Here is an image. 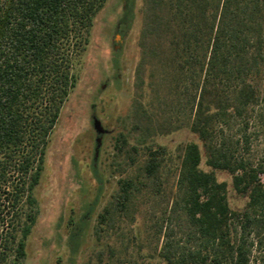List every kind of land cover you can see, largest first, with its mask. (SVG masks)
<instances>
[{
	"label": "trees",
	"instance_id": "16d2710c",
	"mask_svg": "<svg viewBox=\"0 0 264 264\" xmlns=\"http://www.w3.org/2000/svg\"><path fill=\"white\" fill-rule=\"evenodd\" d=\"M105 1L0 0V264L26 254L35 215L25 206L35 204L50 134L76 85L74 64ZM138 48L136 144L186 125L201 146L185 143L170 196L165 148L147 146L141 171L117 180L98 222L128 215L146 187L161 210L151 225L163 237L155 264H264V159L251 155L252 137L264 135V0H143ZM116 141L128 145L123 133ZM215 170L245 197L241 209L231 208ZM99 264L113 263L99 256Z\"/></svg>",
	"mask_w": 264,
	"mask_h": 264
},
{
	"label": "rangeland",
	"instance_id": "374dc122",
	"mask_svg": "<svg viewBox=\"0 0 264 264\" xmlns=\"http://www.w3.org/2000/svg\"><path fill=\"white\" fill-rule=\"evenodd\" d=\"M142 6L143 0H106L93 19L88 43L74 64L76 85L49 137L41 177L33 190L35 204L32 209L25 206L24 213L34 214L35 221L20 264H99V256L113 264L157 261L163 237L158 240L151 225L159 219L161 210L151 205L148 188H143L128 215L113 212L109 219L98 222V214L118 186L117 180L141 171L147 146L165 148L161 179L167 196L175 189V173L185 143L196 141L201 146L186 125L136 144L138 131L130 111L135 98ZM123 15L122 24L118 19ZM261 108L264 110V104ZM94 118L105 129L96 155ZM175 124H180V119ZM119 133L128 141L120 149L122 144L116 141ZM252 139V157L264 159V135ZM215 174L228 183L231 208L241 209L246 199L232 191L230 175L218 170ZM96 225L103 229L100 235L95 233ZM11 258L8 264H12Z\"/></svg>",
	"mask_w": 264,
	"mask_h": 264
},
{
	"label": "water",
	"instance_id": "95a60500",
	"mask_svg": "<svg viewBox=\"0 0 264 264\" xmlns=\"http://www.w3.org/2000/svg\"><path fill=\"white\" fill-rule=\"evenodd\" d=\"M93 126L95 128L97 137H96V149H95V155L97 154L98 146L100 145L101 141V134L105 132V129L101 126L100 121L96 118L93 119Z\"/></svg>",
	"mask_w": 264,
	"mask_h": 264
}]
</instances>
